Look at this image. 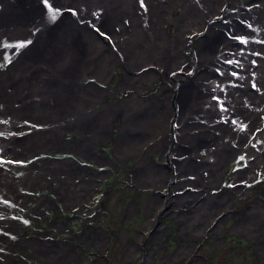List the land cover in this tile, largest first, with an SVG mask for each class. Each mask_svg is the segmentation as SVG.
Masks as SVG:
<instances>
[{
    "label": "rangeland",
    "instance_id": "374dc122",
    "mask_svg": "<svg viewBox=\"0 0 264 264\" xmlns=\"http://www.w3.org/2000/svg\"><path fill=\"white\" fill-rule=\"evenodd\" d=\"M54 2L38 0V25L26 27L17 33L1 32L0 74H5L6 78L15 74L9 64L20 62L25 47L29 43L32 46L35 40L43 37L44 34L39 31L50 28L67 12L80 27L93 28V32L98 34L96 28L101 29L102 25L96 20L102 15V10L94 12L96 19L93 20L92 16L79 17L68 3L57 5ZM140 7L144 15L146 6L143 3ZM238 9L252 17H245L244 14L243 20L252 32L250 35L231 33L233 45L227 44L226 32L219 34V45L225 48L216 56L217 59L211 61L215 64L204 63L209 66L212 77L199 86L200 91H208L203 101L208 109V117L203 119L199 113H192L195 122L211 126L227 121L226 127H234L238 132L246 131L241 152L232 156L220 175L202 164L205 160L206 164L213 166V157H208L212 146H198L191 153L179 155L181 150L175 149L176 143H168L166 156L162 155L161 149L147 156L154 163L169 167L166 182L155 188L134 178L140 161L121 158L113 148L119 132L121 137L131 136L130 127H121L125 110L121 100L132 94L145 100L168 89L175 91L177 86L173 87L161 73L162 69L154 64L130 67L127 56L119 52L118 44L108 35H103V38L114 55L111 70H107L110 71L108 75L106 71L101 77L92 73L85 64V56L81 55L78 66L81 75L74 74L78 75L77 91L72 88L68 78L64 80L61 77L62 80L59 79L55 85L41 79L45 81V89L36 96L40 98L46 95L49 98L39 109V114L46 115L53 122L39 120L35 115L38 111L31 108L33 115L25 118L17 115L20 118L16 128L9 131L10 128L5 127L9 125V118H2L7 112L0 111V264H36L38 261L35 259L42 257L34 252H44V247L32 249L35 245L33 237L40 242L39 234L48 229L53 237L59 238V234L67 238L77 232L81 225L84 227L85 223L89 224L91 233L99 236L106 233L101 237L105 238L101 242L89 245L100 246L99 253L106 252L104 257L108 259L107 264H122L123 258L124 264H264V257L257 250L258 243L261 246L264 244V218L251 233L246 228L240 230L234 226L249 207L259 201L264 206V165L260 166L256 161L264 152V99L251 129L249 124L240 122L242 120L232 115L231 103L233 95L237 96L240 105L245 103V106L252 101L250 96L253 94L264 97V34H258L253 25L258 24L264 29V2L240 0L233 3L232 0H224L218 10L216 8L205 20L209 25L214 21L221 24L227 20L226 14L230 15ZM183 11L184 6L176 3L171 12L179 15ZM139 16L141 22L142 15ZM165 28L168 34L176 30L171 21ZM204 31V28L189 29L184 35L185 40L181 38L179 41L176 59L183 63L180 65L176 61L175 68L166 71V75L168 73L174 81H187L207 68L199 61L194 47L195 38L198 39ZM211 35L213 33L208 32L205 39L209 41ZM81 51H85V47ZM57 52L54 51L53 59L56 60L51 59L50 65L58 70L48 73L53 78H58L72 67L68 54ZM41 64L40 61L39 67H42ZM143 67L153 68L156 75L144 81L142 90L133 86L136 81L130 85H120L122 78L139 75ZM23 72L24 68H21L17 74L19 79L23 78ZM55 86L61 89L60 97H55L56 102L50 97V88ZM114 102L115 109L105 113L109 116L106 119L110 130H103L104 134L100 135L97 121L104 117L101 112L104 113ZM173 118L169 119L167 131L171 142L177 134ZM187 131L191 130L188 128ZM14 137L17 142L35 137L42 143L3 142V139ZM231 145L235 143L231 141ZM26 147L28 150L23 151ZM146 150H142L143 157ZM236 171L241 173L235 174ZM235 175L239 176H236L237 180L233 179ZM12 188H15V197L12 196ZM225 193L232 197L220 206L219 197ZM151 195H157L163 199V203L157 201L152 205V210L147 211V199ZM76 215H81V221ZM107 223L112 229L109 233L102 229ZM185 225L192 229L188 230L187 235ZM182 247L185 248L180 251ZM64 249L67 256L60 262L87 264L85 259L81 260L79 252L82 249L83 255H86L90 249L81 242L71 249L65 246L61 251ZM76 256L80 258L79 263L72 259ZM119 256L121 259H117ZM97 261V264L106 263L101 258Z\"/></svg>",
    "mask_w": 264,
    "mask_h": 264
},
{
    "label": "bare ground",
    "instance_id": "6f19581e",
    "mask_svg": "<svg viewBox=\"0 0 264 264\" xmlns=\"http://www.w3.org/2000/svg\"><path fill=\"white\" fill-rule=\"evenodd\" d=\"M57 5H72L79 17L92 16L93 20L96 19L94 12L102 10V15L96 22L102 25L101 29L96 28L98 34L93 32V28H83L76 23L75 18H71L70 13L63 14L62 18L53 23V25L43 30L44 35L41 39L35 40L31 46L29 43L25 48V52L20 59V62L14 61L9 64L11 70L15 73L6 78L5 74H0V104L2 105L0 111L7 112L2 118H9V125L6 128H16L18 118H25L27 115L31 117L33 113L31 108H34L38 113L35 115L39 120L47 119L50 123L53 122L44 114H39V109L44 105L47 98L41 96L38 98L36 95L40 90H44L43 84L46 79L49 84L55 85L59 82V79L69 80L72 88L77 91L76 80L78 75H81L78 66L80 65L81 55L85 56V64L91 69L92 73L101 77L105 71L106 75L108 68L111 70V63L113 62V53L109 49L106 40L103 35H108L118 44L119 52L124 53L128 58V65L132 68H138L145 64L156 65L162 69L161 73L166 76L173 87L176 85L175 91L165 90L158 96L150 98H136L135 94H132L126 99H122V104L125 105V110L122 114L121 127L128 126L131 128L130 135L122 136L121 133L117 135L113 143L115 153L121 158H132L136 161H140L136 167V173L134 178L146 185H151L157 188L159 184L165 183L168 177V169L166 165H158L147 156L153 152L162 150V155L166 156L165 150L168 143H176L175 149L180 151V154L186 152H192L198 146H212L213 149L208 152V157L211 156L212 164H206L203 161V165H207L208 170L214 169V174L220 175L221 170L225 167V164L232 158V156L238 152H241V145L246 138V131L238 132L231 126H225L227 121H223L221 124H215L208 126L206 124L198 123L193 120L192 113H199V116H203L205 119L208 117V109L205 107V94L208 91H200L199 86L212 77V74L207 67L206 61L211 64L213 59H217L216 56L222 53V47L219 45V34H225L228 36L227 44L233 45L234 39L230 37V34H239L243 32L250 35L252 32L244 25L243 20L249 14L242 13V9L225 17L227 20L221 24L218 21H214L212 24H207L205 18L211 16L214 10L219 8V5L224 0H54ZM233 3H239L240 0H232ZM264 2V0H263ZM2 4V10L0 11V35L2 31L17 33L19 30L29 26H36L39 24L38 14L39 5L38 0H0ZM146 6L147 14L143 15V11L140 5ZM179 3L184 6V11L179 15L172 14V8L175 4ZM202 5V8H200ZM81 6V8L79 6ZM77 7V8H76ZM241 8V7H240ZM142 15L141 22L140 16ZM67 16V17H65ZM194 16V17H193ZM238 17V20H237ZM264 17V16H263ZM74 21H70L68 19ZM252 18V17H251ZM146 21V22H145ZM169 21L174 23L175 31L173 34H168L165 25ZM41 24V23H40ZM183 24V25H182ZM256 27L258 34H264V29L260 28L258 24H253ZM204 28L205 31L195 38L198 59L205 67L194 77L189 78L187 81H174L172 77L166 75L167 70H171L175 64H182V61H177L176 55L178 50V44L181 40H185L184 35L189 29ZM224 30V31H223ZM208 32H212L213 35L208 39H205V35ZM97 34V35H96ZM226 36L224 35V39ZM108 39V38H107ZM223 39V40H224ZM31 46V47H30ZM85 47V51L83 50ZM227 47V46H226ZM48 48V49H46ZM65 49V50H64ZM69 51V53L67 51ZM52 51V52H50ZM54 51L57 53L68 54L71 68L67 69L57 78H54L48 73L56 72L57 67L50 65L51 59L54 57ZM22 52V53H23ZM217 52V53H214ZM21 53V54H22ZM27 53V54H26ZM26 54V55H25ZM87 54L89 56H87ZM25 55V56H24ZM44 56L46 59H43ZM185 59V58H184ZM40 61L42 67H39ZM177 61V62H176ZM186 61V59L184 60ZM21 68H24L23 78L19 79L17 74ZM45 71L46 73H43ZM1 73V72H0ZM77 73L78 75H74ZM74 75V76H73ZM153 68L143 67L142 72L137 76L124 77L120 85H130L135 82V87L138 89L144 88V81L149 78L155 77ZM69 84V85H70ZM70 86V88H71ZM58 90V92H57ZM54 91V92H53ZM50 97H60L61 89L59 86L50 88ZM57 92V93H56ZM248 93V91H243ZM243 94V93H242ZM74 95V93H73ZM250 96V94H247ZM231 100L233 114L237 116L240 122H246L251 129L252 124L256 122L257 110L261 109L262 95L250 96L252 101L245 106L240 107L239 99L233 95ZM83 100V99H82ZM39 104V105H38ZM251 104H254L252 106ZM115 102L109 109L105 110L97 121L100 135L104 134L103 130H110V125L107 124L109 116L105 113L112 112L115 108ZM178 107V108H177ZM257 107V108H256ZM82 108V106H81ZM214 112V110L209 109ZM81 112L84 111L81 109ZM227 112V111H225ZM216 113V112H215ZM110 115V114H109ZM130 117V118H129ZM173 118L174 131L177 134L174 136V141H169L167 131L169 129V119ZM179 123V127H178ZM191 130L190 132L187 129ZM249 129V130H250ZM13 130V129H12ZM172 130V129H171ZM207 132H210L208 134ZM235 143V145H231ZM4 143H42V140L32 137L24 140L17 138L3 139ZM150 142V143H149ZM242 142V143H241ZM200 143V144H198ZM146 148L144 157L142 150ZM24 149V148H23ZM26 150L23 151H27ZM150 159V160H148ZM256 161H259V165H264V152L262 156ZM174 162V161H173ZM258 165V166H259ZM207 170V169H206ZM241 173V171H236ZM235 175L234 180H237ZM14 187V186H13ZM15 188H12V196H14ZM220 196V195H219ZM15 197V196H14ZM232 195L229 193L222 194L219 199V205H224L227 201H230ZM159 201L163 203V199L157 195H151L148 197L147 211L152 210V205ZM259 205V206H256ZM256 206V207H254ZM263 202L259 201L249 207L247 211L239 218L234 226L236 228H246L248 233L256 230L259 223L264 218ZM262 225V224H261ZM185 235L188 230H192L189 226L185 225ZM240 229V230H241ZM244 230V231H246ZM187 238V237H186ZM185 247H182V251ZM257 250L260 252V256L264 257V244H257Z\"/></svg>",
    "mask_w": 264,
    "mask_h": 264
},
{
    "label": "flooded vegetation",
    "instance_id": "af4514ba",
    "mask_svg": "<svg viewBox=\"0 0 264 264\" xmlns=\"http://www.w3.org/2000/svg\"><path fill=\"white\" fill-rule=\"evenodd\" d=\"M158 165H160V164L158 163ZM160 166H162V165H160ZM167 169L169 170L168 166H167ZM35 196H37V193L35 194ZM76 216H78V215H76ZM78 217L80 218L79 220L81 221V215ZM31 219H32V217L29 219V221ZM71 219H72V216H71V218H69V220H71ZM36 227L40 228L39 224H36ZM102 229L105 230V232H107V233L111 232V230H112L108 223ZM89 230H90L89 224L85 223L84 227L81 225V228L78 229L77 232L73 233L70 236H67V238L63 237L64 235H59V234H57L59 236V238H56V237L51 236V231H49L48 229H45L43 234H39V235H41V236H39L40 242H37L36 237H33V240H35V245H33L31 247L32 249L36 248V246H40V247L43 246L44 247V248H42V250H44V252L38 251V250H36L34 252L35 255L42 257L41 259L40 258L35 259L38 261V263H36V264H40V263L66 264L64 262H60V261L64 260V258L67 256V254L65 252L66 249H64L63 251H61V250L65 246L67 248L71 249L73 247V245L74 246L79 245L80 242H81V245H84L90 249V251H88V254H86V255H83L84 250L81 249V252H79V254L81 255L80 256L81 260L85 259L87 261V264H97L99 262L97 260L99 258H101V259H105L106 260L105 264H107L108 259L104 257L106 252H100L99 253L98 250H99L100 246L90 247V245H89V243H92V246H93V243H96L98 241L101 242L102 239H105V238L101 239V237H103V235H105L106 233L99 236L98 234L91 233ZM27 239L28 238H25V241L27 243H29ZM42 240H45V241H42ZM97 245H99V244H97ZM74 253H76V252H74ZM77 258H79V256H76L72 259H74V262L78 261V263H79L80 258H79V260H77ZM114 258H116V257L114 256ZM117 259H121V256L117 257ZM122 260H123L122 264H124V258Z\"/></svg>",
    "mask_w": 264,
    "mask_h": 264
},
{
    "label": "snow or ice",
    "instance_id": "6c2138e0",
    "mask_svg": "<svg viewBox=\"0 0 264 264\" xmlns=\"http://www.w3.org/2000/svg\"><path fill=\"white\" fill-rule=\"evenodd\" d=\"M55 18V16L53 15V19Z\"/></svg>",
    "mask_w": 264,
    "mask_h": 264
}]
</instances>
